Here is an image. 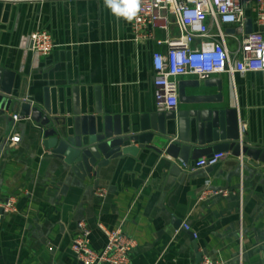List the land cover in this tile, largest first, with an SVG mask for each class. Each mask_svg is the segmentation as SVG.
I'll use <instances>...</instances> for the list:
<instances>
[{"label": "crops", "instance_id": "1", "mask_svg": "<svg viewBox=\"0 0 264 264\" xmlns=\"http://www.w3.org/2000/svg\"><path fill=\"white\" fill-rule=\"evenodd\" d=\"M129 5L0 0V66L16 77L30 71L23 86L28 100L44 99L45 81L51 88L79 85L80 92L100 85L102 106L114 114L137 117L143 108L155 109L151 55L162 46L134 40ZM247 9L252 16L251 5ZM38 29L52 36L48 55L30 50L29 35ZM213 77L226 82L230 105L243 112L244 134L264 145V71L237 72L232 80L227 74ZM179 80L203 81L191 74ZM199 92L216 88L185 87L186 94ZM187 107L192 104L178 99L176 109ZM14 114L18 111L0 115V202L5 194L16 198V210L0 220V264H82L70 249L80 221L94 249L106 241L99 225L119 227L133 238L130 264H197L203 257L222 264H264V164L234 163L228 151L213 168L191 171L176 159L173 170L153 167L144 175L137 159L124 155L97 177L80 181L58 160H46L49 151L36 152L34 123L28 125V117L15 120ZM12 136L18 141L10 142ZM98 187L106 188L102 198L95 194ZM206 189L225 194L199 200Z\"/></svg>", "mask_w": 264, "mask_h": 264}, {"label": "water", "instance_id": "2", "mask_svg": "<svg viewBox=\"0 0 264 264\" xmlns=\"http://www.w3.org/2000/svg\"><path fill=\"white\" fill-rule=\"evenodd\" d=\"M245 14L246 31L250 32L255 27L248 9ZM29 74L24 70L23 76L16 77L15 72L0 66V115L10 110L18 111V119L28 117L26 123L31 126L33 122L39 136L36 152L49 151L51 156L46 160H58L80 181L97 177L102 168L124 155L136 158L144 175L153 167L161 171L172 166L173 170L178 167L176 159L192 163L201 156L225 151L236 158L234 163L264 164V145L252 143L247 135L239 133L238 120L243 112L230 105L222 78L179 80V102L192 107L166 111L147 107L134 117L104 109L100 85L84 87L80 92L79 85L51 88L44 81V99L36 95L28 100L23 86ZM19 79L20 88H16ZM150 81L153 86V74ZM187 85L215 87L216 92L189 95L185 93ZM35 161L39 163L38 157ZM7 199L5 194L0 204Z\"/></svg>", "mask_w": 264, "mask_h": 264}, {"label": "built area", "instance_id": "3", "mask_svg": "<svg viewBox=\"0 0 264 264\" xmlns=\"http://www.w3.org/2000/svg\"><path fill=\"white\" fill-rule=\"evenodd\" d=\"M132 8L130 28L136 41L153 42L162 49L152 52L154 103L158 111L175 110L178 105V78L195 75L205 80L215 75L227 74L231 80L235 73L264 71V0H123ZM251 5L252 29L246 31L245 11ZM230 25V28H227ZM176 28L173 33L172 29ZM30 50L37 56L48 55L54 42L45 29L29 35ZM17 120L18 115L14 114ZM240 135L246 123L239 117ZM18 137L12 136L10 142ZM228 151L213 153L182 166L194 171L215 165ZM222 193L224 190L206 189L199 200ZM98 197L106 188L95 190ZM0 220L4 214L16 210V198L8 197L0 204ZM79 232L72 238L70 249L82 264H130V250L136 242L121 228L99 225L106 241L101 249H94L89 240V230L78 223ZM189 229L187 224H184ZM197 264H222L219 260L203 257Z\"/></svg>", "mask_w": 264, "mask_h": 264}]
</instances>
